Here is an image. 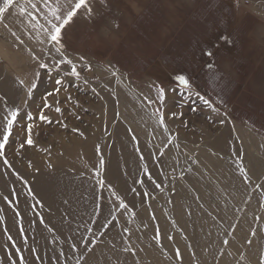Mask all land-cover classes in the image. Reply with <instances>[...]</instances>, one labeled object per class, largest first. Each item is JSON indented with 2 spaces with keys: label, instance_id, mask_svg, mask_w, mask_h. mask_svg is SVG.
<instances>
[{
  "label": "rangeland",
  "instance_id": "rangeland-1",
  "mask_svg": "<svg viewBox=\"0 0 264 264\" xmlns=\"http://www.w3.org/2000/svg\"><path fill=\"white\" fill-rule=\"evenodd\" d=\"M90 3L92 15L87 16L83 9L80 10L62 33L64 54L77 64L81 77L64 75L70 69L62 65L59 75L63 76V86L59 94L47 97L49 108L43 107L45 96L59 87L55 84L59 76L53 71L49 78L47 70L39 68V63H48L54 68L59 55L51 45L41 43L43 33L38 38L37 30L32 29L27 18L19 16L15 10H10L6 22L23 44L0 24V126L5 105L22 109L13 136L4 149L5 155L0 157V171L5 170L17 182L14 200L10 197L4 201L8 188L3 189L0 178V264L15 261L20 264L21 257L25 264L27 260L32 263L35 257L37 264H51L52 253L55 255L54 264H86L87 248L92 252L105 244L112 250L118 244L114 248L117 249L116 259L112 257L117 264H158L156 256H152L155 251L154 255L170 262L168 250L161 248L157 251V245L163 247L164 234L160 228L156 226L158 231L148 232L149 223L142 221L140 227L135 218L147 208L149 211L158 208L171 214L175 211L174 206L188 203L190 233L177 225L173 220L175 215L171 214V220L176 224L175 231L169 235L171 239H168L175 262L187 264L183 261L185 257L190 259V264H261L264 257V0H251L249 4L245 0H90ZM40 22L44 23L43 20ZM207 52L212 55H206ZM33 53L40 59H33ZM80 57L84 58L83 61ZM37 72L40 73L38 87L29 98L27 89ZM179 74L189 79L190 88L179 85L175 79ZM21 80L23 85L19 82ZM160 87L166 94L162 103L158 99ZM123 99L136 106L134 113L143 116L141 113L144 112L146 117L156 121L158 127L162 126L159 122L162 114L166 130L164 126L160 129L167 133L166 141L159 138L161 142L136 133L142 145L132 146L129 153L133 156L129 154L128 157L136 156L129 158L130 169L133 168V173L136 171L138 184L144 176V186H136L140 191L135 186L129 187L130 192L124 195L105 176L111 168L108 161L120 152L116 153L115 149L118 127L124 126L129 135L133 131L120 107ZM204 100L209 101L215 111ZM56 107L61 111L56 112ZM41 111L49 121L39 120ZM28 112L34 117L32 121L26 119ZM28 123L34 125L31 133L34 143L20 148L27 138ZM90 142L94 147L97 145V153L93 150L96 156L94 170L88 171L89 168L85 167L84 155L81 154L83 158L70 153L69 163L70 159L74 162L65 167L70 180L60 175L58 182L61 183L56 181L51 185L47 179L48 169L58 164L55 160L58 155L63 157L64 152H73L78 143L87 145ZM165 144L167 148H164ZM161 149L163 156L160 155ZM169 149L175 154H166ZM5 158L11 167L4 164ZM249 164L260 165L262 172L258 167L257 176L253 175ZM74 166L82 169L75 171ZM227 178H231L233 195L239 189L244 190L238 201L232 193L222 194ZM101 179L103 186L100 185ZM157 184L161 187L157 188ZM141 190L144 191L141 203L132 204L133 197L141 195ZM52 195H56L59 212H64L67 205V210L77 218L75 223L80 226L74 230L79 235L77 240L73 241L70 236L67 237L69 241L63 238L52 223L59 222L58 216L51 214ZM21 197L27 200L24 199L28 205L26 209L20 207L24 204L19 201ZM121 200L128 205L123 209V218L111 215L117 212V207L114 210L107 208V218L102 215V207L114 202L120 204ZM10 206H17L14 208L17 213L26 210L32 215L23 219L27 223L21 224L18 230L20 234L21 229L24 231L20 235V243L26 246L24 250L11 236V230L4 232L1 228L14 220L8 213L12 209ZM194 210H199L206 221H212L213 231L219 232L214 234L221 240L211 248L212 257L202 255L195 245L201 242L211 245V234L201 233L200 220L194 217ZM153 211L149 215L154 216ZM103 219H106L105 224ZM153 219L156 220V216ZM109 220L113 223L105 228ZM115 231L118 234L115 241L107 243L110 233ZM31 232L33 235L38 232L39 236L33 237ZM157 232L159 240L155 239ZM142 233H146L144 238ZM253 238L258 243V255L250 252L249 241L252 242ZM86 240L89 241L87 246ZM235 240L237 251L232 247ZM125 248L131 250L124 251ZM177 249L180 256L176 254ZM24 253L31 257H25Z\"/></svg>",
  "mask_w": 264,
  "mask_h": 264
},
{
  "label": "bare ground",
  "instance_id": "bare-ground-1",
  "mask_svg": "<svg viewBox=\"0 0 264 264\" xmlns=\"http://www.w3.org/2000/svg\"><path fill=\"white\" fill-rule=\"evenodd\" d=\"M4 85H5V83L3 84V87H4ZM14 86H17V85H14ZM9 87H10V85H9ZM8 87V88H9ZM14 89V88H13ZM16 89V91H17V87L15 88ZM4 90V89H3ZM5 91H7V90H5ZM15 91V90H14ZM15 91V92H16ZM14 92V93H15ZM11 93V92H10ZM12 94V93H11ZM17 94V93H16ZM15 94V95H16ZM8 95H10L9 94V92H8ZM14 95V96H15ZM12 96V95H11ZM13 96V97H14ZM12 97V98H13ZM13 101V100H12ZM57 105V104H56ZM58 106V105H57ZM138 106V105H137ZM120 107L122 108V110L124 111V113L123 114H125V120L128 122H130V124L129 125H132L131 127H133V131L135 132H133L132 131V135H131V133H130V135H129V132L127 131L128 129H124V126H122V125H120L119 127H118V130H117V137H116V139H115V142H116V153L117 152H119V153H117V157H115V158H112V161H111V159H110V161H108L109 162V164H111L110 165V169H108V174H105V176L106 177H108V179L111 181V183L113 184V185H115L118 189H119V191L121 192V194H127V193H129L130 192V188L129 187H136L137 185H143L144 186V176L142 175V178H141V180L143 181V183H139L138 184V182L136 181L137 179H136V171H135V173H133L134 172V170H133V172H132V169H130V167H131V164H130V161H129V158L130 157H128L129 156V154H131V153H129L130 152V148L133 146V148H135L134 147V145L135 146H141L142 145V143L141 142H139L138 140V138L136 137V133H140L141 135H145V137L146 138H148V139H151V137H153V138H157V139H161L162 141H166V135H167V133L165 134V132H163V130L162 129H160L161 127H158L157 125V123H156V121L154 120V119H151L150 117H146L145 116V114H144V112H142V110H141V114L143 115V116H138L136 113H134V111L136 110L135 109V105L134 104H132V103H130V102H128V101H126L125 99H123L122 101H121V104H120ZM150 113V112H149ZM158 122V121H157ZM147 124H149V125H147ZM143 125H144V128H143ZM126 127H127V125H125ZM151 127H152V129H151ZM163 128V127H162ZM131 129V128H130ZM165 131V130H164ZM151 132L153 133H155V134H151ZM229 132V131H228ZM138 135V134H137ZM227 135V133L225 132V136ZM228 136V135H227ZM133 137H136V139H133ZM160 139H159V141H160ZM90 140V139H89ZM95 141V140H94ZM92 142V141H91ZM89 143V144H87V145H85V144H81V143H78L77 145H76V147H75V150H73V152L72 151H66V152H64V154H63V157H59V155H58V158L57 159H55V160H57L56 162L59 164H57L56 166H51L49 169H48V177H47V179L50 181V183H51V185H53L54 183H56V181L58 182V176H60V175H65V176H63V177H68L69 178V173L67 174H65V167L68 165V164H70V163H72V162H74L73 160H72V162H71V159H70V163H69V159H68V154H70V153H74V154H78L77 156H79V155H84V157H86V160H85V167H87V168H89V170L88 171H90V170H94V167H95V164H96V161H95V153H97L96 152V146L94 147V144L93 143ZM161 142V141H160ZM163 143V142H162ZM165 143V142H164ZM132 148V149H133ZM138 148V147H137ZM144 148V147H143ZM89 149V150H88ZM55 150V149H54ZM93 150L95 151V153H93ZM85 151H88V153L87 154H85L86 152ZM140 151V150H139ZM144 152V151H143ZM165 153L166 154H168V155H173V154H175V152H174V150H166L165 151ZM173 153V154H172ZM53 154H55V153H53ZM59 154V153H58ZM137 154V153H136ZM81 155V156H82ZM62 156V155H61ZM67 156V157H66ZM130 156H133L132 154L130 155ZM70 157V156H69ZM83 157V156H82ZM83 157V158H84ZM136 156H134L133 158H135ZM249 157V156H248ZM82 158V159H83ZM133 158H130V159H133ZM253 158L254 157H252L251 158V161L253 160ZM74 159V158H73ZM76 159V158H75ZM97 159V158H96ZM135 160V159H134ZM133 160V161H134ZM137 160V159H136ZM78 161V160H77ZM98 161H99V159H98ZM137 163V162H136ZM98 164V163H97ZM108 164V163H107ZM202 164V163H201ZM73 165V164H72ZM76 165H78V163L76 162ZM81 165V164H80ZM123 165V167H121ZM133 165H135V163L133 164ZM138 165V164H137ZM203 165V164H202ZM208 165L211 167V162H210V160H209V163H208ZM250 165V171H251V173L253 174V175H255V176H257L256 174H257V172H258V167H261L260 165H252V164H249ZM57 166H60L61 168H62V170H61V168L59 167H57ZM72 167V166H71ZM80 167V166H79ZM84 167V168H85ZM137 167H140V166H137ZM136 168V167H135ZM67 169V168H66ZM72 169H75V171H76V169H82V168H78V166L77 167H73ZM54 170H56V171H54ZM86 170V169H85ZM137 171H138V169H136ZM141 170H144V168H142ZM150 170V169H149ZM201 170H202V168H201ZM260 172H262V167L260 168ZM203 173V172H202ZM45 174H47V172L45 173ZM199 174V173H198ZM71 176V175H70ZM140 176H141V174H140ZM191 176V175H190ZM43 177V176H42ZM62 177V178H63ZM72 177V176H71ZM139 177V176H138ZM0 178L2 179L1 180V184L3 185V189H5V188H8V190H7V197L10 199V197H11V200H14L13 199V193H14V191L16 190V187H17V182H16V180L12 177V175L11 174H6L5 173V170H2V171H0ZM44 178V177H43ZM61 178V179H62ZM64 180V179H63ZM62 180V181H63ZM69 180H70V178H69ZM42 181V180H41ZM68 181V180H67ZM87 181V180H86ZM63 182H65V181H63ZM70 182V181H69ZM85 182V181H84ZM59 183V182H58ZM61 183V182H60ZM59 183V184H60ZM86 183H88V182H86ZM85 184V183H84ZM89 184H90V182H89ZM188 184V183H187ZM66 185V184H65ZM83 185V184H82ZM87 185V184H86ZM142 186V187H143ZM190 186V185H189ZM138 187V186H137ZM136 187V188H137ZM141 187V188H142ZM41 188V187H40ZM39 188V189H40ZM86 188V187H85ZM84 188V189H85ZM90 188V187H89ZM128 188V189H127ZM182 188V187H181ZM188 188V187H187ZM34 189H35V187H34ZM39 189H37V191L39 190ZM59 189V188H58ZM95 189V188H94ZM93 189V190H94ZM138 189V188H137ZM183 189V188H182ZM90 190V189H89ZM139 190V189H138ZM184 190H186V189H184ZM95 191V190H94ZM140 191V190H139ZM142 191V190H141ZM179 191H181V190H179ZM234 191L235 190H233V187H232V184H231V178H227L226 180H225V182H224V188H223V191H222V194L223 193H225V194H231V195H233L234 194ZM242 191H244L243 189L241 190V189H239L238 191H236L237 193H236V195H233L234 196V199L236 200V201H238L239 199H241L240 197H241V195H242ZM40 192V191H39ZM48 192V191H47ZM90 192V191H89ZM187 192H189V189L187 190ZM186 192V193H187ZM239 192V193H238ZM49 193H51V192H49ZM91 193H92V191H91ZM185 193V192H184ZM135 194H137L136 192H135ZM139 194H141V195H139L138 197H137V195H135V197H133V201H131V203L132 204H135V203H141V200H142V197H144V191H142V193L140 192ZM56 195H57V191H56ZM56 195L54 196V195H52L53 196V200L51 199V202L52 203H49L50 205H51V208H50V210H51V214H54L55 215V217L56 216H58V217H56L57 219H58V221L59 222H52L54 225H55V228H56V230L59 232V233H61V234H63V238H65V239H67L68 241H69V238H67L68 236H70V238H72V240L74 241V240H77V238L79 237V235H78V232H75V231H77V228L78 227H80L79 226V224L76 222L75 223V220H77V218H75V216L73 215V212H71V211H68L67 210V205L65 206V205H63V207L65 206V210H63L64 212H59V206H58V204H57V202H56ZM227 195V196H228ZM230 195V196H231ZM110 196V195H109ZM190 196V195H189ZM226 196V195H225ZM243 196V195H242ZM65 197V196H64ZM183 197H185V196H183ZM229 197V196H228ZM232 197V196H231ZM230 198V197H229ZM255 198V197H254ZM253 198V199H254ZM25 199V198H24ZM22 197L21 198H19V201H20V203L21 204H23V206H20L22 209H26L25 208V206L27 205V203H26V201L24 200ZM28 199V198H27ZM61 199V198H60ZM63 199V198H62ZM61 199V201H66V199L64 200H62ZM232 199H233V197H232ZM233 199V200H234ZM252 199V200H253ZM3 200L4 201H6L4 198H3ZM59 200V199H58ZM255 201V200H254ZM50 202V201H49ZM59 203V202H58ZM64 203V202H63ZM66 203V202H65ZM64 203V204H65ZM238 203V202H237ZM254 203V202H253ZM48 204V203H47ZM240 204V203H239ZM10 205H12V203L10 204ZM99 205V204H98ZM155 205V204H154ZM255 205V204H254ZM28 206V205H27ZM156 206V205H155ZM154 206V207H155ZM10 207H12V206H10ZM17 206H14V207H12V209H9V211H8V213L10 214V215H12L13 217H11V218H13L14 220L11 222H9V223H6V224H3V225H1V228H2V230L5 232V230L6 231H9V230H11L12 231V233H11V236H13V239H15L16 241H18V243H20L21 242V234L24 232L22 229H21V234H20V225L21 224H24V222H26L27 223V221H24L23 219L24 218H26V217H28L29 216V218H30V216H32L31 215V213L29 212V211H21L20 213H19V215H17V212L14 210V208H16ZM114 207H117L118 208V210H117V212H115L114 211V214H111L113 217H117V218H119L120 219V215H121V218H123L122 217V212H123V209L124 208H120L119 207V204H118V202H114L113 204H111V206H105V207H102L101 208V213H102V215H104V217L105 218H107L108 217V215L107 214H105V211L107 210V208H112L113 210H114ZM175 207V211H173L171 214H173V215H175V218L176 219H173V220H176L175 222L177 223V225H179V226H183L184 228H186L187 229V231H188V229H191V226L192 225H190V220H189V215H188V208H190L189 207V203L188 204H180V205H178V206H174ZM174 207H172V208H174ZM18 208V207H17ZM91 208V207H90ZM143 208H144V206H143ZM147 208V207H146ZM151 208L153 209V206H151ZM194 208H196L195 206H194ZM214 208V207H213ZM155 209V211H153V210H151V211H153L154 213H155V215L154 216H151V215H149L150 214V212L151 211H149L150 209L149 208H147V209H145V211L143 212V214L142 215H139L138 214V216L135 218L136 219V224H140L142 221H145V222H148L149 223V228H150V231L148 230L149 228H147V230H148V232H152V230L154 229V231H158L157 230V228H160L159 230L161 231V233L162 234H164L163 235V237H162V243H163V247H161V246H159V245H157V251H159L161 248H164V249H166V250H168V253H169V255H167L168 257H169V261L170 262H167L166 260H165V257H164V259H163V257H159V255H154V254H156L157 252L155 251V253L153 254L152 253V256H153V258H155V256H156V258H157V261H158V264H179V263H177V262H175L174 260H173V258L171 257L172 255H173V252H172V246L170 245V242H169V235H171L174 231H175V224L172 222V220H171V214L170 213H167V212H165V211H163V210H160V209H158L157 208V210H156V208H154ZM193 209V208H192ZM60 210H62V209H60ZM110 211V210H109ZM157 211V212H156ZM218 211V210H217ZM249 211V210H248ZM194 212L196 213V216H194V217H197V219H199L200 221H199V228H200V230H201V233H205V234H211V237H210V241H209V243L211 244V245H207V244H202V242L201 243H197V242H195V243H197V244H195V245H197L198 246V248H199V250L201 251V253H202V255H207L206 257H208L209 258V256H211L212 257V255H213V252H211V248H213V247H216V244H218L219 243V241L221 240V238L219 237V236H216V237H218L217 239H216V237L214 236V234H218L219 232H214L213 231V228H212V226L213 225H211V224H214L212 221H206L205 219H203L202 218V213L199 211V210H194ZM110 213H111V211H110ZM152 213V212H151ZM218 213V212H217ZM219 214V213H218ZM255 214V213H254ZM148 215V216H147ZM222 215H223V213H222ZM225 215H227V214H225ZM51 216V215H50ZM155 216H156V220H154L153 219V217L155 218ZM258 216V215H257ZM52 217V216H51ZM204 217V216H203ZM223 217V216H222ZM225 217V216H224ZM223 217V218H224ZM48 218H50V217H48ZM55 218V219H56ZM70 218V219H69ZM112 218V217H111ZM8 219H10V218H8ZM27 219V218H26ZM25 219V220H26ZM51 219V218H50ZM110 219V218H109ZM19 220H22L21 222L19 221ZM122 220V219H121ZM223 220V219H222ZM110 221V220H109ZM227 221V220H226ZM229 221V220H228ZM223 222V221H222ZM31 223V222H30ZM33 223V222H32ZM102 223L103 224H105L106 223V219H103V221H102ZM223 223H225V222H223ZM227 223V222H226ZM258 223V222H257ZM261 223V222H260ZM136 224H135V226H136ZM142 224V223H141ZM140 224V227L143 225H141ZM24 225H26V224H24ZM24 225H22V226H24ZM54 225H51V226H54ZM87 225V224H86ZM35 227H39V226H36V225H34ZM42 226V225H41ZM156 226H158L157 228H156ZM28 227H30V226H28ZM43 227V226H42ZM139 227V228H140ZM147 227H148V225H147ZM41 228V227H40ZM83 228V227H82ZM82 228H80V231L82 232ZM136 227H134L133 229H135ZM26 229V228H25ZM28 229V228H27ZM36 229V228H35ZM245 229V228H244ZM19 230V231H18ZM29 230V229H28ZM41 230H43L42 228H41ZM75 230V231H74ZM84 230V229H83ZM122 230V229H121ZM199 230V229H198ZM26 231V230H25ZM30 231V230H29ZM28 231V232H29ZM32 231H35V230H32ZM38 231H40V230H38ZM79 231V232H80ZM124 231V230H123ZM141 231V230H140ZM153 231V232H154ZM173 231V232H172ZM190 231V230H189ZM188 231V232H189ZM36 232V231H35ZM34 232V233H35ZM114 232V231H113ZM118 232V231H117ZM122 232V231H121ZM135 232H138V231H135ZM27 233V232H26ZM33 232H31L30 233V235L32 234ZM45 233V232H44ZM132 233H134V231H132ZM140 233V232H139ZM147 233V232H146ZM146 233H145V235H146ZM177 233V232H176ZM190 233V232H189ZM192 233V232H191ZM201 233H199L200 235H201ZM244 233V232H243ZM29 234V233H28ZM37 234H39L38 232H37ZM33 235V237H35V236H39V235ZM115 234V236H113ZM123 234V233H122ZM143 235H141L143 238H144V233H142ZM116 235H118L117 233H116V231H115V233H110V236H109V238H110V240L108 239V241H107V243L109 242V241H111L112 242V244H113V240L115 239V237H117ZM120 235V234H119ZM204 235V234H203ZM25 236V235H24ZM135 236V235H134ZM176 236V235H175ZM41 237V236H40ZM140 237V236H139ZM141 237V238H142ZM23 238H25V237H23ZM38 238V237H37ZM146 238V237H145ZM33 239V238H32ZM38 240V239H37ZM55 240V239H54ZM118 240V239H117ZM204 240V239H203ZM41 241V240H40ZM115 241V240H114ZM200 241H202V238H201V240ZM204 241H206V240H204ZM37 242H39V241H37ZM111 242H110V244H111ZM32 243H33V241H32ZM20 245H21V247H22V249L24 250L25 248H26V246L25 245H23L22 243H20ZM115 245V244H114ZM31 246V245H30ZM30 246H28V247H30ZM60 246H62V245H60ZM103 246V245H102ZM115 246H117L118 247V244L117 245H115ZM33 247V246H32ZM57 247V246H56ZM114 247V246H113ZM117 247H114V248H117ZM154 247V246H153ZM153 247H152V250H153ZM184 247V246H183ZM232 247L234 248V250L235 251H237V242H236V240L235 241H233L232 242ZM62 248V247H61ZM64 248V247H63ZM96 248V247H95ZM113 248V250H112V247H108V245H106L105 244V246L104 247H100V248H98L97 250H93L92 252H90L89 251V253L87 254V256H86V260H85V262H86V264H117L116 263V251H117V249H114ZM197 248V247H196ZM43 249V248H42ZM156 249V248H155ZM61 250V249H60ZM59 250V252H61ZM116 250V251H115ZM141 250V249H140ZM151 250V251H152ZM163 250V249H162ZM26 251V250H25ZM143 251H144V248H142V250H141V253H143ZM258 251H259V247H258V243H257V240H255L254 238L252 239V242L250 243V252L252 253V254H254V255H258L257 253H258ZM22 252V251H21ZM24 252V251H23ZM27 252H28V249H27ZM44 252V251H43ZM47 252V251H46ZM58 252V251H57ZM58 252V253H59ZM64 251H62V253H63ZM140 253V252H139ZM139 253H138V255H139ZM149 253V252H148ZM166 253V252H165ZM260 253V252H259ZM25 254V253H24ZM28 254H29V252H28ZM27 253L25 254V257H27L26 255H28ZM151 254V253H150ZM162 254H164V253H162ZM172 254V255H171ZM59 255V254H58ZM188 255V254H187ZM31 257V255H28V257ZM55 255H53V253H52V258L50 257V259H52L51 260V264H54L53 262H54V260H53V258H55L54 257ZM63 256V255H62ZM65 256V255H64ZM112 257H115V259H112ZM168 257H166V259H168ZM33 258V257H32ZM36 258V257H35ZM35 258H33V262L32 263H30L26 258H24V259H26L30 264H37L36 263V261H35ZM188 258V257H187ZM4 259V258H3ZM14 259V258H13ZM37 259V258H36ZM74 259H75V257H74ZM7 260V259H6ZM16 260V259H15ZM38 260V259H37ZM118 260V259H117ZM165 260V261H164ZM189 260V261H188ZM226 260V259H225ZM224 260V261H225ZM8 261V260H7ZM27 261H26V264H28L27 263ZM76 261V260H75ZM74 261V262H75ZM183 261L185 262V261H187L186 263L187 264H190V259L188 258L187 260H186V258L184 257L183 258ZM14 262V261H13ZM66 262H70V260H66ZM167 262V263H166ZM10 263H12V262H10ZM15 263H16V261H15ZM15 263H13V264H15ZM17 263H18V260H17ZM64 263V262H63ZM3 264V263H2ZM8 264V263H7ZM25 264V263H24ZM56 264V263H55ZM66 264V263H65ZM70 264V263H69ZM72 264H78V262H76V263H72ZM183 264V263H182Z\"/></svg>",
  "mask_w": 264,
  "mask_h": 264
},
{
  "label": "snow or ice",
  "instance_id": "snow-or-ice-1",
  "mask_svg": "<svg viewBox=\"0 0 264 264\" xmlns=\"http://www.w3.org/2000/svg\"><path fill=\"white\" fill-rule=\"evenodd\" d=\"M84 10L85 14L87 16H91L93 13V8L90 3V0H24L23 3L19 2V0H2L0 2V24H3L4 28L7 29L12 37L15 38L16 41H18L20 44H23V40H21L20 36L17 35L15 31L11 29L9 26V23L6 22L7 20V14H10V10H15L19 16L26 17L28 20V23L30 27L34 30H37V37L39 38L40 34L43 33L44 39L41 40V43H47L52 46V50L55 51L59 55V59L55 60L54 68L49 67L48 63L41 62L39 63V68L46 69L49 75V78H51V73L53 71H56L59 78L55 80V84L59 87H56L52 92H48L45 96V102L43 107L49 108L50 105L47 103V97L52 96L54 93L59 94L61 87L63 86V76H60L61 66L66 65L69 67V71L64 73L66 76L75 77L79 79L81 77V72L77 68V64L73 61V59L69 58L64 54V45L62 43V33L63 30L66 28L67 25H69L73 18L80 12V10ZM43 20L44 23H41L40 21ZM45 52H49L48 49L44 50ZM206 55L211 56V52H207ZM33 59L39 60L40 58L37 57L33 53ZM81 61H83V57L79 58ZM87 68H91L90 65H86ZM208 67H212V65H208ZM115 75V73H113ZM39 76L40 73L37 72L35 74V79L31 83L30 87L27 89V95L29 98L32 97V94L34 90L38 87L39 82ZM175 79L179 82V85L182 86L185 89L190 88V81L189 79L183 75L179 74L175 77ZM21 85H23L24 81H19ZM87 83V81H85ZM158 99L162 103L166 99L165 89L163 87H160L158 89ZM199 96V93H197ZM200 99H204L203 97H200ZM149 103H152V101H149ZM204 103L209 107L213 108V106L209 103V101L204 100ZM215 111V109L213 108ZM22 109L19 107H8L5 105V114L2 116V126H0V157H4V149L6 145L9 143L10 137L13 136V130L14 127L18 123V118L21 116ZM56 112H60L61 109L59 107L55 108ZM195 111V109H193ZM173 116L176 114L173 113ZM39 120L41 121H49V117L46 116L42 111L39 114ZM26 119L28 121H32L34 119L31 112L26 113ZM160 124L165 127L164 125V118L163 115H160ZM223 123V121H221ZM34 125L32 123L27 124V138L24 142V144L20 145V148H24L25 145L31 146L33 145L34 141L32 138V129ZM133 139H136V137H133ZM171 143V140H169V144ZM168 145L165 144L164 148H167ZM160 155L163 156V149L160 150ZM142 158V157H141ZM4 164L11 167L8 160L4 159ZM101 165H103L104 161L101 160ZM241 171H244L241 169ZM145 172L147 173V169H145ZM150 177V174H149ZM246 178V177H245ZM141 183L143 181H140ZM100 185H104L103 179L100 180ZM157 188H160L161 185L157 184ZM147 195V193H145ZM5 200H8V197H4ZM119 199V197H117ZM10 202V201H9ZM11 203V202H10ZM120 208H127L128 205L124 203L123 200L120 201L119 204ZM19 215V213H17ZM43 222V220H41ZM112 221H109V224H106L104 227L107 228ZM89 231H91L89 229ZM125 231H128V229H125ZM254 234V233H253ZM9 239L11 240V237L9 236ZM155 239L159 240V234L157 232V236ZM171 239V237H169ZM89 241H85V245ZM92 244L95 243V241L91 242ZM225 244L228 243L227 240L224 241ZM251 243V241H249ZM75 248V245L72 246ZM88 251H91V248H87ZM131 249L125 248L124 251H130ZM19 252V249L16 250ZM177 256H180L179 249L176 250ZM81 259H84V257H81ZM20 264H24L23 257H21ZM79 264V262H78ZM261 264H264V257L261 258Z\"/></svg>",
  "mask_w": 264,
  "mask_h": 264
},
{
  "label": "built area",
  "instance_id": "built-area-1",
  "mask_svg": "<svg viewBox=\"0 0 264 264\" xmlns=\"http://www.w3.org/2000/svg\"><path fill=\"white\" fill-rule=\"evenodd\" d=\"M245 3H246V4H249V3H250V0H245Z\"/></svg>",
  "mask_w": 264,
  "mask_h": 264
},
{
  "label": "crops",
  "instance_id": "crops-1",
  "mask_svg": "<svg viewBox=\"0 0 264 264\" xmlns=\"http://www.w3.org/2000/svg\"><path fill=\"white\" fill-rule=\"evenodd\" d=\"M242 1L244 2V0H241V2H242ZM250 1H251V0H250Z\"/></svg>",
  "mask_w": 264,
  "mask_h": 264
}]
</instances>
